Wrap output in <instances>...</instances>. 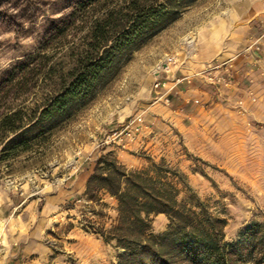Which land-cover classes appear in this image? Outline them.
I'll use <instances>...</instances> for the list:
<instances>
[{"label": "rangeland", "instance_id": "374dc122", "mask_svg": "<svg viewBox=\"0 0 264 264\" xmlns=\"http://www.w3.org/2000/svg\"><path fill=\"white\" fill-rule=\"evenodd\" d=\"M79 1L0 0V117L21 110L27 124L60 86L70 61L68 48L80 41L91 14L79 16L62 30L64 18ZM248 24L253 26L250 32ZM263 29L264 0H195L133 51L116 77L77 104L46 138L29 140L24 149L8 145L1 150L15 138L6 134L0 144V260L4 264L117 262L123 250L114 242L105 243L97 233L113 224L116 200L107 194L100 195V204L86 200L85 188L74 182L81 161H90L94 169L98 157L106 153L120 163L124 158L117 155L129 158L132 166L121 163L128 169L163 161L183 174L188 189L179 199L194 194L225 219L227 241L254 222L264 223V128L240 124L231 132L226 126L209 124L203 108L193 125L187 117L174 125L172 110L179 101L173 97L170 105L155 101L153 88L154 70L166 55L177 58L170 79L192 74L215 61L218 53H210L219 36L220 55L229 43L243 38L250 42ZM186 85L214 91L198 78ZM139 113L146 127L137 142L126 147L102 143L106 132ZM143 139L150 144L145 146ZM167 224L165 214L151 216L153 233H161Z\"/></svg>", "mask_w": 264, "mask_h": 264}, {"label": "trees", "instance_id": "16d2710c", "mask_svg": "<svg viewBox=\"0 0 264 264\" xmlns=\"http://www.w3.org/2000/svg\"><path fill=\"white\" fill-rule=\"evenodd\" d=\"M195 0H80L66 15L62 30L90 14L78 43L68 48L70 61L62 82L42 108L23 121L21 110L0 117L1 150L27 147L46 138L79 103L114 79L133 51L165 28ZM63 24V23H62ZM27 125V126H26ZM29 134V138H21ZM28 137V135H27ZM13 143H15L13 145ZM188 189L185 176L163 161L128 169L111 153L100 155L82 194L100 204L101 194L116 200L117 216L105 243L123 250L115 264H264V223L254 222L233 241L225 240V219L214 214ZM165 214L161 233L151 231V216Z\"/></svg>", "mask_w": 264, "mask_h": 264}, {"label": "crops", "instance_id": "0c3cea01", "mask_svg": "<svg viewBox=\"0 0 264 264\" xmlns=\"http://www.w3.org/2000/svg\"><path fill=\"white\" fill-rule=\"evenodd\" d=\"M252 27V24H248L247 32L252 31ZM254 35L251 34L253 37ZM217 39L219 40L215 41V45L212 46L213 51L210 53L213 55L218 53L215 60H224L232 57L249 41L248 38H243L236 43H229L226 45L227 47L225 46L224 52L219 55L222 50L220 48L221 36ZM261 41L264 45V37ZM230 50L236 52L229 53L231 52ZM234 78L237 86L235 85L226 90L227 97L225 98L218 97L211 89L202 90L199 85L190 86L184 83L179 85L177 93L171 95V98L173 97L179 101L177 108L172 110L174 115L173 117L171 116V122L174 125H179L180 121L187 117L192 120L191 125H193L196 120V113L203 108L207 110L206 114L208 115L209 124L215 123L214 125L216 126H226L231 132L236 131L240 124L242 126H250V128L253 126L264 128V49L252 55L238 57ZM246 89H250L253 92L256 97L255 101L250 100ZM239 96L243 98V104L240 107L235 104V100ZM148 140L143 139L142 143L148 146L150 144ZM117 157L126 159L121 160V163L132 166L129 158L123 157L121 154L117 155ZM79 165L82 169L75 176L74 182L79 189L83 190L93 170V163L83 160ZM106 196L111 198L108 195ZM0 264H4V261L0 260Z\"/></svg>", "mask_w": 264, "mask_h": 264}, {"label": "built area", "instance_id": "2783aa9c", "mask_svg": "<svg viewBox=\"0 0 264 264\" xmlns=\"http://www.w3.org/2000/svg\"><path fill=\"white\" fill-rule=\"evenodd\" d=\"M263 37L264 29L259 36L239 49L234 56L224 60H215L192 74L173 75L171 79L169 78V72L171 67L177 62V58L174 55H166L154 70L153 88L155 101L160 100L164 104L170 105L171 95L177 93V87L183 83L190 84L194 78H198L209 85L218 97H227L226 90L236 85L234 78L236 59L240 56L252 55L255 52L263 51L264 45L261 41ZM246 93L251 101L256 100L250 89H246ZM235 104L239 107L242 106L243 98L239 96L235 100ZM145 127L144 116L141 113L136 114L106 132L102 143L126 147L139 140Z\"/></svg>", "mask_w": 264, "mask_h": 264}, {"label": "clouds", "instance_id": "9594fccd", "mask_svg": "<svg viewBox=\"0 0 264 264\" xmlns=\"http://www.w3.org/2000/svg\"><path fill=\"white\" fill-rule=\"evenodd\" d=\"M239 227H241V225Z\"/></svg>", "mask_w": 264, "mask_h": 264}]
</instances>
